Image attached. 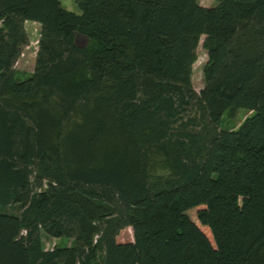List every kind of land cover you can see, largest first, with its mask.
<instances>
[{
  "label": "trees",
  "instance_id": "16d2710c",
  "mask_svg": "<svg viewBox=\"0 0 264 264\" xmlns=\"http://www.w3.org/2000/svg\"><path fill=\"white\" fill-rule=\"evenodd\" d=\"M75 2L0 0V264H264V0Z\"/></svg>",
  "mask_w": 264,
  "mask_h": 264
},
{
  "label": "rangeland",
  "instance_id": "374dc122",
  "mask_svg": "<svg viewBox=\"0 0 264 264\" xmlns=\"http://www.w3.org/2000/svg\"><path fill=\"white\" fill-rule=\"evenodd\" d=\"M59 2L63 8L73 11L75 13H81V10L77 6L75 0H59ZM197 2L199 5L210 7L214 6L217 0H197ZM25 30L28 34L29 42L28 45L23 48L22 53L15 64V68L18 71V76L20 78H24L25 75L33 71L35 54L37 51L39 24L37 22L27 21L25 22ZM203 38L204 36H201L199 40L197 49V59L192 66L191 82L193 89L197 92L203 87L204 84L202 68L207 58L206 51L202 48ZM247 115H249L248 112L240 111L238 117L234 119V124L237 126L239 122ZM132 240V230L129 227L123 229L117 236V241L120 242ZM57 241L58 239L48 237L44 234L42 236L44 248H52Z\"/></svg>",
  "mask_w": 264,
  "mask_h": 264
}]
</instances>
